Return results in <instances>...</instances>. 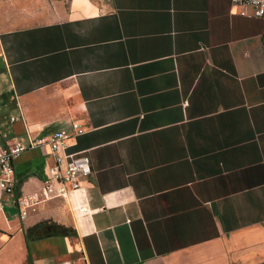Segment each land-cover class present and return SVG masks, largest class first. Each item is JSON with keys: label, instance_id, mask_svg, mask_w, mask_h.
Wrapping results in <instances>:
<instances>
[{"label": "crops", "instance_id": "crops-1", "mask_svg": "<svg viewBox=\"0 0 264 264\" xmlns=\"http://www.w3.org/2000/svg\"><path fill=\"white\" fill-rule=\"evenodd\" d=\"M236 11L0 0V145L77 124L91 164L85 198L25 220L0 194V264H264V17ZM50 162L15 160V198Z\"/></svg>", "mask_w": 264, "mask_h": 264}, {"label": "built area", "instance_id": "built-area-1", "mask_svg": "<svg viewBox=\"0 0 264 264\" xmlns=\"http://www.w3.org/2000/svg\"><path fill=\"white\" fill-rule=\"evenodd\" d=\"M237 10V15L248 18L264 17V0H228ZM184 106L187 102L183 103ZM84 129L72 124L68 129H61L47 136H38L26 143L15 142L0 145V194L11 199V204L18 211V218L25 220L44 203L53 199L68 200L78 194L85 198L83 183L91 174L90 159L86 154H70L68 141L80 136ZM48 150L51 160L47 166L41 189L21 198H15L14 162L33 149ZM77 211L81 215L91 213L86 201L78 202Z\"/></svg>", "mask_w": 264, "mask_h": 264}]
</instances>
